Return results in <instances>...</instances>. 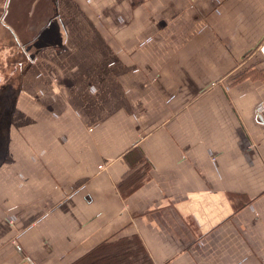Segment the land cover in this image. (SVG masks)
Listing matches in <instances>:
<instances>
[{
  "label": "crops",
  "instance_id": "obj_1",
  "mask_svg": "<svg viewBox=\"0 0 264 264\" xmlns=\"http://www.w3.org/2000/svg\"><path fill=\"white\" fill-rule=\"evenodd\" d=\"M0 11L28 52L0 162V264H83L131 241L149 264H264V0Z\"/></svg>",
  "mask_w": 264,
  "mask_h": 264
},
{
  "label": "rangeland",
  "instance_id": "obj_2",
  "mask_svg": "<svg viewBox=\"0 0 264 264\" xmlns=\"http://www.w3.org/2000/svg\"><path fill=\"white\" fill-rule=\"evenodd\" d=\"M7 33L6 31L0 33L2 37L0 43V162L6 156L7 128L12 105L15 101L14 96L19 88V80H21L22 74V70L20 69L21 62H18L17 58L14 61L12 59L13 56H11L10 51L11 41L8 43L6 39L10 35ZM11 43L13 44V42Z\"/></svg>",
  "mask_w": 264,
  "mask_h": 264
},
{
  "label": "trees",
  "instance_id": "obj_3",
  "mask_svg": "<svg viewBox=\"0 0 264 264\" xmlns=\"http://www.w3.org/2000/svg\"><path fill=\"white\" fill-rule=\"evenodd\" d=\"M103 249L104 248L99 249L98 255L95 257H92L93 254L88 255L81 263L89 264L96 258H98L100 261L102 258H106L112 260L111 262H114L111 264H149L148 256H144L142 248L137 244H134L133 241L126 244L120 243L115 248H106L105 250Z\"/></svg>",
  "mask_w": 264,
  "mask_h": 264
},
{
  "label": "flooded vegetation",
  "instance_id": "obj_4",
  "mask_svg": "<svg viewBox=\"0 0 264 264\" xmlns=\"http://www.w3.org/2000/svg\"><path fill=\"white\" fill-rule=\"evenodd\" d=\"M1 20H2V14L0 11V25L2 24ZM6 39H7L8 43H9V41H11V42H13V44H15V39H14V37L11 38V35L9 37H6ZM11 42H10L11 56H13V57L17 56L18 57V54H21V53L24 54L26 57L28 56V52H27L26 47H23V46L19 47V46H16V44L13 45Z\"/></svg>",
  "mask_w": 264,
  "mask_h": 264
},
{
  "label": "built area",
  "instance_id": "obj_5",
  "mask_svg": "<svg viewBox=\"0 0 264 264\" xmlns=\"http://www.w3.org/2000/svg\"><path fill=\"white\" fill-rule=\"evenodd\" d=\"M262 51H263V53H264V46L262 47ZM102 168V167H101Z\"/></svg>",
  "mask_w": 264,
  "mask_h": 264
}]
</instances>
